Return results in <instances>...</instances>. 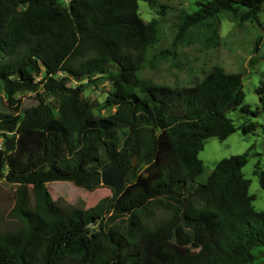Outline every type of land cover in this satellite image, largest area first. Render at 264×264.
Masks as SVG:
<instances>
[{
  "label": "trees",
  "instance_id": "16d2710c",
  "mask_svg": "<svg viewBox=\"0 0 264 264\" xmlns=\"http://www.w3.org/2000/svg\"><path fill=\"white\" fill-rule=\"evenodd\" d=\"M138 1L0 0L6 102L0 182L16 185L10 212L20 220L13 230L0 228V264H254L264 257V211L254 209L242 173L250 153L222 158L196 181L207 138L256 129L254 120L237 126L228 113L239 109L249 118L264 111V81L255 88V110L244 102L242 74L220 66L190 86L144 82L139 70L157 39V21L142 20ZM195 6L174 42L221 13L239 25L258 21L264 0H196ZM212 31L216 35L217 28ZM99 74L113 86L99 104L115 108L106 115L95 114L81 98L82 85L70 83ZM37 90L53 96L56 106ZM19 91H36V103L23 107L15 98ZM134 157L120 194L85 210L56 205L47 188L64 180L91 190L105 168L130 165ZM259 164L255 173L264 187ZM203 231L211 238L199 246ZM173 242L197 249L189 263L187 249L176 256Z\"/></svg>",
  "mask_w": 264,
  "mask_h": 264
},
{
  "label": "rangeland",
  "instance_id": "374dc122",
  "mask_svg": "<svg viewBox=\"0 0 264 264\" xmlns=\"http://www.w3.org/2000/svg\"><path fill=\"white\" fill-rule=\"evenodd\" d=\"M59 1L64 5L68 3V0ZM195 1L155 0L152 3L144 0L138 1V11L142 20L147 22L156 19L157 21V39L147 48L145 60L139 70L141 80L150 84L170 87L190 86L202 80L214 66H220L227 72L242 74L244 102L249 104L252 110H255L260 104L255 88L261 81H264V10L258 13V21H245L241 25L231 14L221 13L211 21L210 26L191 27L174 42L184 16L196 9ZM213 26L217 28L216 35H213ZM258 37H261L259 49L257 52L251 53ZM251 57L253 62L248 64ZM108 67L112 74L117 73L116 66L110 64ZM23 71L29 72V69L23 67ZM95 77L88 82L80 79L72 80L70 83L82 85L81 98L93 105L95 114L106 115L114 112L115 108H99V104L113 90L111 80L107 74H99ZM39 78L40 76H37V79ZM37 91L44 95L53 107L56 106V99L53 96L42 90ZM15 98L21 100L23 107H28L36 103V91H19ZM5 109L4 92L0 89V110ZM228 116L237 126L252 119L257 123V127L253 132L245 134L238 128L223 140L216 137L207 138L203 149L198 153V157L203 163V170L197 176L196 181H204L222 158L248 151L250 154L247 163L242 168V173L245 178L250 180L248 192L254 197L252 201L254 209L264 211V187L260 184L259 175L255 173L258 161L259 169L264 172V111L259 112L256 116L246 118L247 116L236 109L230 111ZM46 185L56 205L69 203L81 210H85L100 199L113 194V188L103 183L91 190L64 180L47 182ZM15 189V184L1 180L0 228L2 230H13L20 225V220L10 212L14 204ZM210 238V231L201 232L199 246L207 243ZM172 249L176 256L185 252L189 254L185 263H189L197 252V249L179 246L174 242ZM254 264H264V257H259Z\"/></svg>",
  "mask_w": 264,
  "mask_h": 264
},
{
  "label": "water",
  "instance_id": "95a60500",
  "mask_svg": "<svg viewBox=\"0 0 264 264\" xmlns=\"http://www.w3.org/2000/svg\"><path fill=\"white\" fill-rule=\"evenodd\" d=\"M136 162L134 157L130 165H116L105 168L101 173V183L113 188V198L117 197L125 185V176Z\"/></svg>",
  "mask_w": 264,
  "mask_h": 264
}]
</instances>
